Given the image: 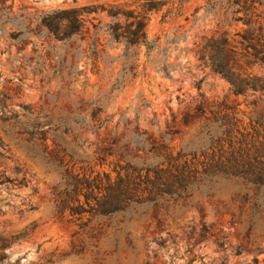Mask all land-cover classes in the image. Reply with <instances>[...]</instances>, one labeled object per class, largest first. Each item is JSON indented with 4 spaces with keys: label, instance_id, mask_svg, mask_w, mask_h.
<instances>
[{
    "label": "rangeland",
    "instance_id": "obj_1",
    "mask_svg": "<svg viewBox=\"0 0 264 264\" xmlns=\"http://www.w3.org/2000/svg\"><path fill=\"white\" fill-rule=\"evenodd\" d=\"M134 1L0 0V173L10 181L0 185L2 264H264V201L255 207L251 192L245 202V188L231 181L202 210L180 207L160 222L148 206L89 223L55 212L61 177L32 151L63 145L83 162L77 170L113 173L118 164L156 163L136 146L151 140L186 152L211 145L205 128L213 115L197 112L200 104L226 102L246 127L264 116V92L235 96L199 60L205 40L244 30L208 0H172L178 16L167 17L168 7L152 13L147 32L159 49L134 57L136 76L124 82V46L109 41L106 15L90 16V35L67 43L40 25L57 9ZM93 24L102 29L97 35ZM161 65L172 78L158 72ZM245 69L264 80V68Z\"/></svg>",
    "mask_w": 264,
    "mask_h": 264
},
{
    "label": "trees",
    "instance_id": "obj_2",
    "mask_svg": "<svg viewBox=\"0 0 264 264\" xmlns=\"http://www.w3.org/2000/svg\"><path fill=\"white\" fill-rule=\"evenodd\" d=\"M208 1L211 7L222 6L234 22L243 24L244 30L237 33L235 39L225 33L220 38L205 40L197 54L199 60L225 79L235 96H243L249 91L264 92V80L245 69L264 68V27L261 23L264 0ZM167 7V17L180 14L172 0H135L120 5L93 4L57 9L42 15L40 25L57 42L67 43L90 35V16L106 15L110 20L105 26L109 41L124 46L122 57L126 60V73L121 80L124 82L137 69L132 62L134 57L139 62L143 49L147 58L159 49V40L151 41L147 28L150 15ZM92 26L95 35L102 30L97 25ZM100 54L103 52L96 51L95 57ZM156 69L172 78L169 66L161 65ZM207 110L213 115L212 125L205 128L211 145L200 151L186 152L183 149L177 151L170 145H155L151 140L150 145H136L146 149L156 160V163L142 167L127 162L116 165L113 173L85 171L84 167L77 170L83 162L76 161L75 153L68 147L56 145L57 149L53 151L48 148L32 151L34 157H41L61 177L59 186L55 187V212L61 217L68 213L79 223L88 219L89 223L93 219L123 215L148 206L155 211L153 218L160 222L180 207L202 210L203 201L214 203L222 181L245 188L243 200L247 203L253 192L254 205L260 208L264 201V116L246 127L236 108L226 102L210 109L202 104L196 108L204 114ZM73 121L86 123L84 118ZM19 172L16 170L15 173ZM0 182V185L10 182L5 172L0 173ZM5 258L0 254V264Z\"/></svg>",
    "mask_w": 264,
    "mask_h": 264
}]
</instances>
